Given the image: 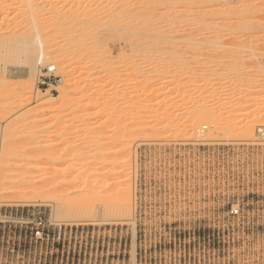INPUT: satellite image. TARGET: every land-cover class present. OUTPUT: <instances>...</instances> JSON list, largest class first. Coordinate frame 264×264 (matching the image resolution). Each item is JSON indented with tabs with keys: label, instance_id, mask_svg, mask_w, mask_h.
<instances>
[{
	"label": "rangeland",
	"instance_id": "obj_1",
	"mask_svg": "<svg viewBox=\"0 0 264 264\" xmlns=\"http://www.w3.org/2000/svg\"><path fill=\"white\" fill-rule=\"evenodd\" d=\"M8 1L0 0V36L21 34L26 41L19 50H0V264H264V0L248 1L251 13L242 6L248 2L237 0L209 6L205 0H173L177 5L171 0L176 8H167L174 14L161 25L169 10L154 5L164 15L161 20L156 15L157 22L149 18L156 26L147 21L135 27L148 34L149 25H163L170 33L163 31L170 38L166 50L156 44L151 49L154 40L148 49L131 45L134 38L124 36L131 27L124 29L127 21L113 25L116 16L113 11L108 16L109 7L103 11L102 0H32L30 7ZM76 1L85 7L76 9ZM144 1L129 4L139 3L136 13L152 14L148 7L157 1ZM220 3H230L227 15L215 17L204 31L188 24L195 11L225 8ZM52 6L65 8L57 10L61 14L87 8L97 13L92 20L102 16L101 31L82 26L86 33L97 31L94 40L84 37L90 50L78 54L49 42L48 29L57 22ZM32 16L42 24L38 33L47 37L46 51L55 55L41 65H35V33L24 36ZM85 18L65 22L67 40L84 35L74 22ZM89 20L97 26L96 19ZM244 22L250 23L247 30ZM110 27L121 33L112 34ZM175 30L192 34L185 41ZM200 33L206 35L199 38ZM58 59L62 65L54 62ZM79 67L89 71L81 74ZM43 77L50 79L40 85ZM96 142L101 160L84 161L95 153ZM88 161L94 164L90 173L82 166ZM115 163L124 176L113 192L107 172ZM95 182L106 190H93ZM119 190L129 194L130 216L114 212V197L112 205L107 201Z\"/></svg>",
	"mask_w": 264,
	"mask_h": 264
},
{
	"label": "bare ground",
	"instance_id": "obj_2",
	"mask_svg": "<svg viewBox=\"0 0 264 264\" xmlns=\"http://www.w3.org/2000/svg\"><path fill=\"white\" fill-rule=\"evenodd\" d=\"M22 1L24 2L23 5H22V3H21V5H22L23 7H24L25 4L28 5L29 7H30V6H33V5L31 4V3H32V2H31L32 0H21L20 2H22ZM33 1H34V0H33ZM52 1L55 2L54 0H52ZM66 1H67V0H66ZM66 1H65V2L62 1L63 4H64L63 7L65 6ZM69 1H70V0H69ZM77 1L80 2V1H82V0H77ZM77 1H76V2H77ZM93 1H94V0H93ZM95 1H96V0H95ZM95 1H94V2H95ZM103 1L105 2V0H102V2H103ZM111 1L113 2V4H112V3L110 4V2L108 3V1H107L108 4L106 3V4H107V5H106V4H104V2H103V6L105 5V6H104L105 8L103 7V9H104L103 11L106 12V11H105L106 7H109V8H107L108 11H109V9H110L108 16L110 15L111 11L114 12V14H113V13H111V14H113V16H114V15L116 16V20H117L116 22H118V23L113 22V25H114V24H115V25H116V24H123L124 22L127 21L125 24H123V26L127 25V27L125 26L124 29H127V28L130 29V27H131V29H130L131 31L129 30L130 33H131V36L129 35V34H130L129 31H128L129 34H128L127 32H126V33L124 32V36H125V34H126V38H125L126 40L129 39L130 37H131V38H134V39H132V40H133L136 44H134V43L132 44L133 41H132V42L129 41L131 45H138L139 43H141V45H143L144 48H146L147 45L149 46L151 43H154V42H153V40H154V41H155V43H154V47L151 48V49H154V48H155V44L157 45V48H159V50H160V48H161V50H166V48L169 49V48L167 47V44H168L167 41H168V39H170L169 36H168L170 33H168L167 30H162V29H165V27H163V25L160 27V25H161L160 23H161L162 21H163V23H164L166 20H169V17H170V16L167 17V19H166V15L174 14V10H172L173 13L170 12V10H171L172 8H173V9L176 8V6H175V8H174V6L172 5V4H174V3H172L173 0H172V1H171V0H170V1L167 0V2H166L167 4H170L169 2L172 3V4H170V5H171L170 7H169L167 4H166V6H165V0H154V2L157 1L156 3L150 2L149 0H145V1L148 2V3L150 2V6L148 7L149 9L151 8V6H152V8H153V7H155V6L157 5V6H161L160 9L162 8V6H163L164 9L166 8L165 10H166V12H167V9H168V8H171L170 10L168 9V10H169V11H168L169 14H168V13L166 14V13L164 12L165 10L162 9V10H164V11H163V12H164L163 14H165V16H164L163 14H162V15H160V14L158 15L159 12L161 13V10H160L158 13H156V12H154V11H156L155 8H153L154 10H153L152 14H153V13H156V14H155V18H153L152 14H150L152 10H148V11H147V9H146V11H147L148 13L150 12L149 14L152 16V17H150V15H149V17L147 18L148 20H146V16H147L148 13H147V14L144 13V10H143V11L140 10V13H139V12L136 13V12L134 11L135 8H137V5H139V3H135V4H137V5H134V2H130V3H132V5H131V4H129V0H128V1H127V0H123V1H122V0H111ZM126 1H127L128 3H127ZM131 1H134V0H131ZM138 1H140V4H141V0H137V2H138ZM145 1H144V2H145ZM152 1H153V0H152ZM181 1H182V0H180L179 3H186L185 1H187V2L189 1V2H190L191 0H185V1H182V2H181ZM205 1H208L207 6H209L210 3L213 4V3H212L213 1H217L216 4H218V2H219V0H205ZM224 1H225V0H224ZM237 1H239L240 3H242L241 1H243V2H248L249 0H245V1H244V0H237ZM250 1H251V0H250ZM8 2H10V0H9ZM14 2H15V1H14ZM16 2H17V1H16ZM36 2H38V1H35V4H36ZM42 2H43V1H42ZM56 2L59 3V0H57ZM60 2H61V1H60ZM72 2H73V1H72ZM79 2H77V3H79ZM84 2H85V1H84ZM94 2H93V3H94ZM96 2H97V1H96ZM102 2L99 1L98 3L101 4ZM173 2H175V5H177V3H178V2L176 3V1H173ZM220 2L224 3L222 0H220ZM227 2H228V1H227ZM251 2H252V1H251ZM251 2H248L249 4H248V3H244L245 5L242 4V6H244V8L247 10V11H246V10H245V11L248 12V13H251L250 11H252V10H251L252 7L254 8V5H252ZM33 3H34V2H33ZM57 3H56V4H57ZM67 3H70V2L67 1ZM142 3H143V2H142ZM151 3H153V4H151ZM222 3H220V5H222ZM225 3H226V2H225ZM225 3H224V4H225ZM236 3H237V2H236ZM16 4H17V3H16ZM56 4H54V5H56ZM60 4H62V3H60ZM74 4H75V6H76V7L74 6L76 9H77V7L80 5V3H79V4L74 3ZM84 4H85V3H84ZM144 4H145V3H143V5H144ZM146 4H147V3H146ZM146 4L144 5L145 8H147V7H146ZM162 4H163V5H162ZM211 4H210V5H211ZM224 4H223V5H224ZM246 4H248V5H246ZM250 4H251V6H250ZM8 5H9V4H8ZM58 5H59V4H58ZM58 5H57V6H58ZM66 5H67V4H66ZM77 5H78V6H77ZM81 5H82V3H81ZM81 5H80L79 7H81ZM93 5H94V4H93ZM95 5H96V4H95ZM101 5H102V4H101ZM110 5H111V6H110ZM143 5H142V8H141V9H144ZM154 5H155V6H154ZM220 5H219V6H220ZM223 5H222V6H223ZM229 5H230V3H229L228 5H226V7L229 6ZM36 6H37V5H36ZM36 6H35V7H36ZM45 6H46V5H45ZM49 6H50V5H49ZM59 6L62 7V5H59ZM69 6L72 8L71 5H68V7H69ZM88 6L91 7V5H88ZM88 6L86 5L87 8H88ZM96 6H97V5H96ZM96 6H95V7H96ZM98 6H100V5H98ZM135 6H136V7H135ZM157 6H156V7H157ZM179 6H180V5L178 4V7H179ZM214 6H215V5H214ZM222 6H220V7H222ZM52 7H53V6H52ZM82 7H83V5H82ZM84 7H85V6H84ZM84 7H83V8H84ZM95 7H94V8H95ZM134 7H135V8H134ZM139 7H141V5H140ZM167 7H168V8H167ZM216 7H217V6H216ZM224 7H225V5H224ZM226 7L223 8V9L219 8L218 10H213V11H214V12L212 11V12H213V13H212L213 16H211L212 14H209L210 11H208V12H207V11H199V12H197L196 15H195V13H196V11H195L194 16H196V17H195L196 19H194L193 14H191V15L193 16V19H194V20L192 19V22H191V20H189V21L186 20V21L188 22V24H189V23H194L195 25H199V28H201L200 30L204 31L205 28H207L208 26H210V25L212 24V21L215 20V19H214L215 17H224V16L227 15L226 12L228 11V7H227V8H226ZM1 8H2V6H1ZM6 8H7V7H6ZM25 8H28V7L25 6ZM54 8H56V9H54ZM87 8H86V11H85V12H82V9H81V11H79V12H78L76 9H72L73 12H72L71 14L69 13L70 15H68V14H67V13H68L67 10H66L67 13H64V14L58 13L59 10H60V11H63L65 8H64L63 10H61L60 7H53V9L56 10V12H55V11L52 9L53 12H54V14L57 15V17L54 15V16L56 17L55 20H57V22L55 21V23H54V22H53L54 20L51 21L50 19H52V17L50 16L51 18H50L48 21H51V23H52V22L54 23V28L52 27L54 30H53L51 27H50V28L52 29L51 31L48 29V33H49V34H50L51 32H53L52 35H49V37H50L49 42H50V43L52 42V44H53V43H55V44L57 43L58 46H60L59 44L62 43V44H61V47H60L61 49H63V48H64V49H67V48H68L69 50H75V52L77 51L76 53H78L79 50H80V51H81V50H90V49H91V48L89 47L90 45L88 44V42L85 43V41H84L85 39H86V41H87V38H84V37H85L86 35H87L86 37H91V36H93L97 31H94V30H90V31L88 30V31H87V30H86V31L88 32V33H86L85 30H84L85 28L83 29L82 26L85 25L84 27H86L87 25H90L89 28H91V29H95V28L97 27L98 29L96 28V30L101 31V30L99 29L100 26H99L97 23H98L99 18L102 17V16H99L100 14H102V13H101L102 11L100 12V14H98V16H99V17H97L98 20H97V18H96V16H95V19L97 20V22L95 21L96 23H94V24H97V26H95V25H91V24H93L92 21L95 20V19L92 20L91 17H94V15H96L97 13L94 12V14H91V13L88 11L89 9L87 10ZM92 8H93V7H92ZM94 8H93V9H94ZM111 8H112L113 10H111ZM152 8H151V9H152ZM7 9H8V8H7ZM7 9H6V10H7ZM43 9H44V7H43ZM46 9H47V7H46ZM78 9H79V8H78ZM99 9H102V8H99ZM139 9H140V8H137L138 11H139ZM177 9H178V8H177ZM224 9H226L227 11L224 10ZM3 10H5V8L2 9V12H3ZM35 10H36V9H35ZM35 10H34V12H35ZM41 10H42V9H41ZM47 10H48V9H47ZM50 10H51V9H50ZM57 10H58V11H57ZM74 10H75V12H74ZM96 10H97V9H96ZM157 10H159V8H158ZM0 11H1V10H0ZM11 11H12V10H11ZM26 11H27V10H26ZM38 11H39V10H38ZM90 11H93V10L90 9ZM97 11H98V10H97ZM99 11H100V10H99ZM99 11H98V12H99ZM175 11H176V10H175ZM40 12H41V11H40ZM69 12H71L70 9H69ZM76 12H78V13H76ZM86 12H88V13H86ZM142 12H143L144 14H143ZM178 12H179V11H177V13H176V12H175V13H176V14H179V15H177V16H180L181 11H180L179 13H178ZM12 13H13V12H12ZM19 13H20V12H19ZM46 13H47V12H46ZM73 13H76L78 17H77L75 14L72 15ZM81 13L84 14V15H85V14H88V15H85V16H89V13H90V17H87V18L91 19V22H92V23H90V24L87 23V22L90 21V20L87 19V18H85V16H83V15H78V14H81ZM210 13H211V12H210ZM16 14H17V11H16ZM21 14H22V13H21ZM21 14H20V15H21ZM25 14H26V13H25ZM34 14H35V13H34ZM49 14H50V12H49ZM103 14H105V13H103ZM103 14H102V15H103ZM3 15H4V14H3ZM13 15L15 16V14H13ZM23 15H24V13H23ZM41 15H42V14H41ZM45 15H46V14H45ZM71 15H72V16H71ZM92 15H93V16H92ZM106 15H107V14H106ZM143 15L145 16V18L142 19V21L144 20V23H143V24H142V23L140 24V23H138L137 20L140 21L141 18L144 17ZM156 15L160 16V17L158 18V20H159V19L161 20V16H164V20H161L160 22H158L160 25H158L157 27H155L157 23L154 22V23H155V26H154L153 29H151V26H152V25H149V26H150V29L152 30V31L150 32L149 26H148V28H147V25H148V24H151L153 21H156V22H157V20H155V19H157V18H156ZM187 15H188V14H187ZM191 15H190V17L192 18ZM1 16H2V15H1ZM5 16H6V15H5ZM5 16H4V17H5ZM48 16H49V15H48ZM52 16H53V14H52ZM58 16H59V19H57ZM79 16H80V18H85V19H82V20L78 19V20H80V21H78V22L75 21L74 23H77V24H78L79 22L81 23V26L79 25V26L77 27V30L80 29L81 32H82V30H83V31H84V35H83V34H82V35H79L78 31L76 30V32L78 33V34L76 33V34L78 35V37H79V36H81V37L78 38V39H76L77 37H76V38L74 37L75 39H73V40H67V39H69V36H67L68 38H65L66 35H65V29H64L65 26H64V24L66 25V23H68L69 20H76L77 18H79ZM82 16H83V17H82ZM110 16H112V15H110ZM142 16H143V17H142ZM171 16H172V15H171ZM183 16H186V15H181V17H183ZM12 17H13V16H12ZM18 17H20L19 14H18ZM37 17H38V16H37ZM37 17H35V16L29 17L30 20H28V22H26V23L28 24V26H27V24L25 23V19H24V23L26 24V25L24 24V28H25L26 26H27V28H28L27 31L24 29V30L27 32V34H26V33L24 34V31H23V30H22V31H23L24 36H28V37H29L28 33H30V32L35 33V34H34L35 37L33 36L34 38H32V39H33V40H32V44H33L32 46H34L33 49L35 48V50H36L35 65H41V63H42L44 57H48V58H51V59H52V57L55 56V55L52 54V53H54V52H51V53H50V52L46 51L48 48L45 49V45H46V44H45V42H46L45 37H46V36H45V37H43V35L41 36V32H40V34L38 33V30L40 29V26H42V24L39 26V23H40V22L38 21ZM43 17H44V16H43ZM43 17H42V18H43ZM186 17H188V16H186ZM190 17H189V18H190ZM2 18H3V17H2ZM5 18H6V17H5ZM7 18H8V17H7ZM45 18H47V17L45 16ZM113 18H114V17H113ZM149 18H152L151 20H153V21L150 22ZM191 18H190V19H191ZM10 19H11V17H10ZM10 19H9V20H10ZM16 19H17V18H16ZM26 19H28V17H27ZM64 19H65L66 21H65ZM86 19L88 20L87 22H86ZM101 19H102V18H101ZM114 19H115V18H114ZM131 19H134V20H131ZM135 19H137V20H135ZM162 19H163V17H162ZM187 19H188V18H187ZM4 20H5V19H4ZM4 20H3V21H4ZM9 20L7 19L6 21H9ZM40 20H41V18H40ZM43 20H44V19H43ZM46 20H47V19H46ZM59 20H60V21H59ZM130 20H131V22H128V21H130ZM145 20H146V21H145ZM21 21H22V20H21ZM21 21H20V22H21ZM135 21H137L138 24H137V23L135 24V23H134ZM142 21H140V22H142ZM147 21H149V23H147ZM183 21H185V20H183ZM186 21H185V23H187ZM11 22H12V21H11ZM13 22H14V18H13ZM13 22H12V24H13ZM65 22H66V23H65ZM69 22L71 23V22H73V21H69ZM166 22H167V21H166ZM0 23L3 25V22H2V21H1ZM4 23H5V21H4ZM9 23H10V22H9ZM15 23H18V22H15ZM42 23H43V22H42ZM53 23H52V25H53ZM82 23H83V24H82ZM85 23H86V24H85ZM129 23H130V24H129ZM131 23H132V25H131ZM145 23H147V25L145 26V29L147 28V29L149 30L150 34H149L148 31H147L148 34L142 32V31H146V30H143L144 27H143V29H142V27H141L142 31L140 30V27H135V25H136V26H137V25H138V26H140V25L142 26V25H144ZM154 23H152V24H154ZM181 23H183V22L181 21ZM6 24H8V23H6ZM133 24H134V25H133ZM236 24H237V23H236ZM17 25H18V24H17ZM17 25H16V26H17ZM19 25H20V24H19ZM52 25H51V26H52ZM74 25H76V24H74ZM113 25H112V26H113ZM128 25H129L130 27H129ZM189 25H191V24H189ZM241 25H243L242 28H244V29H246V30L248 29V27H250V23H248V22H247V23H246V22L241 23ZM251 25H253V24H251ZM255 25L258 26V27H260V24L255 23ZM7 26H8V25H7ZM11 26H12V25H11ZM13 26H15V25H13ZM16 26H15V27H16ZM20 26H21V25H20ZM22 26H23V25H22ZM63 26H64V28H63L64 31L62 32V27H63ZM91 26H92V27H91ZM93 26H95V27L93 28ZM133 26H134V28H132ZM164 26H165V24H164ZM8 27H10V26H8ZM8 27H7V28H8ZM79 27H81V28H79ZM113 27H115V26H113ZM116 27H118V25H116ZM121 27H122V26H121ZM152 27H153V26H152ZM162 27H163V28H162ZM11 28H14V27H11ZM11 28H10V29H11ZM17 28H18V26H17ZM17 28H14V30H15L14 32H15V33H16V29H17ZM41 28H42V27H41ZM78 28H79V29H78ZM86 28L89 29L88 26H87ZM110 28H111V27H110ZM119 28H120V27H119ZM122 28H123V27H122ZM137 28H139L140 31L137 30ZM260 28H261V29L263 28L262 31H264V26H262V27H260ZM22 29H23V28H22ZM111 29H113V28H111ZM124 29H123V31H127V30H124ZM5 30H6V29H5ZM12 30H13V29H12ZM41 30H42V29H40V31H41ZM80 30H79V31H80ZM108 30H110V29L107 28V31H108ZM113 30H114V29H113ZM115 30H116V28H115ZM115 30H114V32H113L112 30H110V31H109V35H111V34H110L111 31H112V34H113V33L115 34ZM119 30H122V29H119ZM119 30H116V31H119ZM2 31H3V29H2ZM17 31H18V29H17ZM45 31H46V30H45ZM45 31L42 32V34H45V35H46ZM66 31H67V30H66ZM70 31H71V30H70ZM163 31H166V32H167V33H165V34H168V35H167V38H168V39H167L166 36L164 35V32H163ZM175 31H176V32H179V31H181V30H179V31H178V30H175ZM184 31H185V30H184ZM0 32H1V31H0ZM20 32H21V31H20ZM46 32H47V31H46ZM74 32H75V31H74ZM81 32H80V34H81ZM119 32H120V31H119ZM119 32H118V33H119ZM181 32H182V31H181ZM187 32H188V34H192V33H189V31H187ZM18 33H19V32H18ZM21 33H22V32H21ZM61 33H62V34H61ZM69 33H70L69 35H71V33L73 34V31H72V32H69ZM82 33H83V32H82ZM118 33H116V34H118ZM120 33H121V32H120ZM122 33H123V32H122ZM179 33H180V32H179ZM182 33H184V32H182ZM30 34H31V33H30ZM63 34H64V35H63ZM66 34H67V33H66ZM99 34H100V33L98 32V35H99ZM107 34H108V33H107ZM156 34H157V35H156ZM185 34H186V35H185ZM188 34H187L186 31H185V33H184V37H186ZM202 34H205V35H206V33H200V34H198V37L201 38V37H202ZM3 35H4V34H3ZM3 35H2V36H3ZM11 35H12V33H11ZM15 35H16V34H15ZM31 35H32V34H31ZM47 35H48V34H47ZM96 35H97V34H96ZM96 35H94V36L92 37L93 40L96 39V37H97ZM122 35H123V34H122ZM127 35H128L129 37H128ZM155 35H156V37H155ZM13 36H14V35H13ZM13 36H12V37H13ZM16 36H17V35H16ZM64 36H65V37H64ZM72 36H73V35H72ZM74 36H76V35H74ZM164 36H165V37H164ZM192 36H195V37H196L197 35H192ZM192 36H191V37H192ZM3 37L6 38L5 36H3ZM3 37L0 36V38H3ZM9 37H10V36H9ZM12 37H10L11 39H8V38H7V39L5 40V39L3 38L4 40H3V39L0 40V50H2V49H4V50H19V48L22 46V45L20 46V44L22 43V41H23L22 39H24V37L21 39V34H20V36H17L19 39H16L17 37H13V38H12ZM28 37H25V38L28 39ZM30 37H31V36H30ZM98 37H99V36H98ZM188 37H190V36L188 35ZM188 37H186V40H185V41H187V38H188ZM46 38H47V37H46ZM64 38H65V42L63 41ZM70 38L72 39L73 37H70ZM92 38H88V39L90 40V39H92ZM131 38H130V40H131ZM165 38H166L167 40H165ZM20 39H21V40H20ZM61 39H62V41H60ZM184 39H185V38H184ZM24 40H25V39H24ZM29 40H31V39H29ZM44 40H45V41H44ZM1 41H2V42H1ZM25 41H26V40H25ZM25 41H23L24 44H25ZM185 41H184V42H185ZM28 42H29V41H27L26 43H28ZM58 43H59V44H58ZM165 43H166V46H165ZM186 43H187V42H186ZM29 44H30V42H29ZM52 44H51V45H52ZM55 44H54V46H55ZM183 44H184V43H183ZM88 45H89V46H88ZM141 45H140V46H141ZM19 46H20V47H19ZM32 46H31V47H32ZM47 46H48V43H47ZM49 46H50V45H49ZM49 46H48V47H49ZM138 46H139V45H138ZM140 46H139V47L134 46V47H137V48H141V47H143V46H141V47H140ZM148 46H147V49H148ZM150 46H151V45H150ZM152 46H153V44H152ZM164 46H165V48H164ZM31 47H30V48H31ZM180 47H181V46H180ZM180 47H179V48H180ZM219 47H221V46H219ZM21 48H22V47H21ZM23 48H24V47H23ZM27 48H28V47H27ZM30 48H29V49H30ZM149 48H150V47H149ZM162 48H164V49H162ZM231 48H232V47H231ZM231 48H230V49H231ZM52 49H54V48L52 47ZM52 49H51V50H52ZM55 49H56V50H57V49L59 50V47H58V48H55ZM92 49H93V48H92ZM151 49H149V50H151ZM155 49H156V48H155ZM230 49L227 48V50H230ZM237 49H238V48H237ZM237 49L233 48V49H231V50H237ZM21 50H23V49H21ZM24 50H25V49H24ZM30 50H31V49H30ZM48 50H49V49H48ZM78 54H79V53H78ZM82 54H83V53H82ZM83 55H84V54H83ZM83 55H82V56H83ZM86 55H87V54H86ZM80 56H81V54H80ZM84 56H85V55H84ZM85 57H86V56H85ZM55 58H56V57H55ZM60 58H61V57H60ZM53 59H54V57H53ZM62 59H63V58H62ZM62 59H60L61 61L58 59V60H56V61H54V62H56L57 64L61 63V65H62V63H63V61H64V60L62 61ZM54 60H55V59H54ZM70 61H71V60H70ZM68 62H69V61H68ZM71 62H72V61H71ZM71 64H72V63H71ZM59 66H60V65H59ZM79 68H80V69H78V70H80L79 72H81V74H82L83 72H85V71L88 70L87 67H86V68H85V67H84V68H83V67H82V68L79 67ZM88 68H90V67H88ZM47 69H49V70H51V71H54L55 67L49 65V66H47ZM91 69H92V68H91ZM88 71H89V70H88ZM88 71H87V72H88ZM91 71H92V70H91ZM96 71H97V70H96ZM79 72H78V73H79ZM93 72H94V70H93ZM91 73H92V72H91ZM91 73H90V74H91ZM79 74H80V73H79ZM230 85H232L233 87L235 86L234 84H230ZM230 85H229V86H230ZM232 86H230V87H232ZM28 97L30 98V96H28ZM28 97H27V98H28ZM195 121H196V120H195ZM195 123H196V122H195ZM195 123H194V125H195ZM197 123H198V122H197ZM263 124H264V123H263ZM229 127H230V125H229ZM229 127H228V128H229ZM231 127H232V126H231ZM193 130H194V129H193ZM229 132H230V131H229ZM198 134H199V133H198ZM200 135H201V134H200ZM200 135H199V136H200ZM199 136H198V138H199ZM205 137H207V136H205ZM256 138H257V137H256ZM201 139H202V138H201ZM204 139H205V138H204ZM206 139H207V138H206ZM254 139H255V138H254ZM84 142H85V141H84ZM91 142H92V141H91ZM85 143L90 144V146H91V144H92V143H89L88 141L85 142ZM81 144H82V143H81ZM83 144H84V143H83ZM83 144H82V145H83ZM97 144H98V143L96 142V143H95L96 147H94L95 145L92 146V147L94 148V150L92 149L93 152L96 150L94 154H91L92 156L89 154L90 151H89V149H88V151H87L88 153H87V154H89L90 156H89V155H88V156H85V157H88V159L84 158V161L87 162V160H90V162H91V157H92V158H93V157H97V158H99L98 155H100L102 152H100V154H99V151H100L101 149H100V145H99V144L97 145ZM84 145H85V144H84ZM84 145H83V146H84ZM83 146H82V147H83ZM97 146H99V147H97ZM82 147H80V148H82ZM92 147H91V148H92ZM86 148H87V147H86V145H85V149H86ZM89 148H90V147H89ZM95 148H97L98 150L95 149ZM78 150H79V149H78ZM86 150H87V149H86ZM90 150H91V149H90ZM101 151H102V150H101ZM81 152H83V151H81ZM93 152H92V153H93ZM82 154H84V153H82ZM84 155H85V154H84ZM80 156H81V155H80ZM102 156H103V155H102ZM100 158H101V157H100ZM100 158H99L98 162L101 160ZM82 159H83V158L80 157V160H81V161H83ZM85 159H86V160H85ZM94 159H95V161H96V158H94ZM93 161H94V160H93ZM79 162H80V161H79ZM79 162H78V165H81V164H79ZM86 162H84V163L82 162V163H83L82 166H83V167L86 166V167H87V168H86L87 171H89V173H90V172H91V169H90V168H92V165H94V164H91L89 161H88L89 163L86 164ZM80 163H81V162H80ZM94 163H95V162H94ZM89 165H90V166H89ZM82 166H80V167H82ZM88 167H89V168H88ZM94 167H95V166H94ZM111 167H112V169H111L112 172H111L110 170H108V171H110V172H109V173L107 172V174L112 173V174H111V177H112L113 181H110V182L108 181L109 183L107 182V184H108V186L111 187L112 191L114 192L115 190H117L116 188L119 187V184H120V182H121L120 180H121V179L123 178V176H124V173H123L124 170H122L123 168H122L121 166H119L118 164H116V163H115L113 166H111ZM83 169H84V168H83ZM83 169H81V170H83ZM79 170H80V169H79ZM98 170H100V168H99ZM84 171H86V170H84ZM87 171H86V172H87ZM106 171H107V170H106ZM80 173H81V171H80ZM82 173H83V172H82ZM89 173H88V174H89ZM84 180H85V181H84L85 185H87V184L90 183V182H88L87 177H86ZM96 183H97V182H95V184H94V183H91V184H92L91 188H92L93 190H96L97 192H101L102 190L99 191V189H101V188H103V190H104V187H105V186L99 188V187L96 186ZM18 185H19V184H18ZM19 186H20V185H19ZM108 186H107V188H108ZM115 186H116V187H115ZM16 187L18 188L17 185H16ZM19 188H20V187H19ZM105 190H106V187H105ZM108 190H110V188H108ZM106 192H109V191H106ZM110 192H111V191H110ZM110 194H111V195H112V194L114 195V193H110ZM115 194H116V196H111V197H109V196H110V195H109L108 197H109L110 199L107 197V198H108L107 201H108V200L110 201V202L108 201V203H110V205H112V204H111V199L114 197V198L112 199V200H113L112 202H113V208H114L113 210H114V212H115L116 214H119V215H120V214H122V215H124V214L127 215V214H128V215L130 216V215H131V210H132V209L130 208V207H131V206H130L131 203H130V198H129V196H128L129 194L126 195L127 192H126V191H123V190H119V191L116 192ZM108 205H109V204H108ZM85 207L88 208V205L86 206V204H84V208H83V209H85ZM75 208H77V207L75 206ZM78 208H79V207H78ZM78 208H77V210H78ZM81 208H82V207H80V210H81ZM87 208H86V209H87ZM70 209L72 210V208H70ZM66 210H68V208H67ZM74 210H76V209H74ZM109 210H110V207H109ZM72 211H73V210H72ZM72 211H71V212H72ZM86 211H87V210H86ZM86 211H85V212H86ZM68 212H69V211H68ZM76 212H77V211H76ZM69 213H70V212H69ZM73 213H74V212H73ZM113 214H114V213H113ZM126 215H125V216H126ZM126 217H128V216H126Z\"/></svg>",
	"mask_w": 264,
	"mask_h": 264
},
{
	"label": "built area",
	"instance_id": "obj_3",
	"mask_svg": "<svg viewBox=\"0 0 264 264\" xmlns=\"http://www.w3.org/2000/svg\"><path fill=\"white\" fill-rule=\"evenodd\" d=\"M46 70H47L48 73H52V72H53V71H51V70H49V69H46ZM49 79H50L49 77H43V78H42V82H41L40 85L45 84V81H46V80H49Z\"/></svg>",
	"mask_w": 264,
	"mask_h": 264
}]
</instances>
